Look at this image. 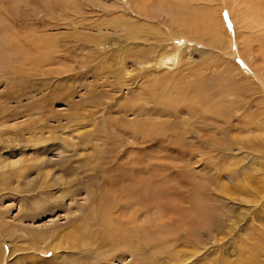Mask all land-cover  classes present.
Segmentation results:
<instances>
[{
    "label": "rangeland",
    "instance_id": "374dc122",
    "mask_svg": "<svg viewBox=\"0 0 264 264\" xmlns=\"http://www.w3.org/2000/svg\"><path fill=\"white\" fill-rule=\"evenodd\" d=\"M238 11L231 0H0V264H264V15L255 27ZM163 54L177 64L159 65ZM142 186L180 204L160 246L143 247L156 208L116 207ZM106 193L113 215L149 226L134 257L87 229ZM194 199L216 225L180 224ZM68 235L82 245L58 248Z\"/></svg>",
    "mask_w": 264,
    "mask_h": 264
},
{
    "label": "bare ground",
    "instance_id": "6f19581e",
    "mask_svg": "<svg viewBox=\"0 0 264 264\" xmlns=\"http://www.w3.org/2000/svg\"><path fill=\"white\" fill-rule=\"evenodd\" d=\"M231 1H232V4L239 10L238 12H241L242 11L241 5H240L242 3L241 0L240 1L239 0H231ZM243 3L246 4V11L245 12H243V11L241 12V14H240L241 19H243V21H245V23L248 24V25L255 26V27L259 26L260 25L259 19H260V17L262 15H264L263 12L261 11V9L263 10L261 0H246V2H243ZM220 9H221V7H220ZM240 9H241V11H240ZM211 14H212L211 10H206L201 15V17H202V19H204V17L206 16V19H207L208 23H211V20H210ZM211 18H213V16ZM215 24H216V21L212 20V25H215ZM248 30H250V29H248ZM176 49L178 50L179 47L177 46ZM160 57L161 58L158 60V64L159 65H164V66H171L172 64H174V66H175L177 64L178 60H179V58H178L179 56H177L176 54H163ZM260 82L264 84V82L262 80ZM135 131H138V130H135ZM134 134L137 135L136 133H134ZM135 138H137V137H135ZM154 138H156V136H154ZM141 139L143 141H141L140 143L144 144V143L147 142V140L153 139V136H147L146 135V136H142ZM160 169H162V168H160ZM22 170H23V166H22V163H21L20 168L15 170L16 177L19 174L22 175L20 173V171L22 172ZM144 170H145V168H144ZM164 190H166V189H164ZM164 190L163 189H151V188L142 186L140 188L132 189V191L127 190V193L124 191V189L119 192L120 196L124 200H127V201L120 202L117 206L115 205L117 207V209H120V210L126 209L127 210L128 207H133V206L136 205V208L133 209V212L140 211V213H141L142 211H146V210L150 209V207H154V208H156L159 211V213L161 215V216H159L158 221L153 222L154 223L153 226H156L159 229L157 230V232H149V233H152L151 235L149 234L151 238L144 244L143 247H146V246H149V245H152V244H153L154 247H156V246H160V245H163V244L167 243L166 242L167 235H169L173 231L170 228L167 230L168 226H167V228H165L166 227L165 223H163L161 221H162V218L165 217V215H166L165 212H167V211H169V212L170 211H174L173 213L177 212L176 210L179 209L178 208V204L179 203L177 201H179L181 196H180L179 191L175 192V194H176L175 196H176V199H177V201L175 200L177 202L175 204L174 200H172V198H170L172 196L169 197V195L167 194V193H170V191L165 193ZM106 194H107L106 196H105V194H102L100 196L99 195L95 196V198L93 200V203L95 205V209H94L93 213L90 215V217L93 218L92 225L87 226V229L88 230L95 229V231H97V230L99 231L100 229H103L105 231V233L108 235V237L112 240V244L113 245H117L118 246L119 245L118 243H120L121 244V249H123L122 251L123 252H124V250L128 251V252H130V256L134 257V256L137 255V253L139 251L138 252L137 251H133L132 252V250H130V248L133 245V239L135 237H136V239H138V237H140L139 233L146 232V230L148 229L149 226H147L148 224L145 225L147 227L142 229V231H141L140 228H138V225H137L140 221L138 223H136V220H134V219L132 220L131 219L132 216H133V218H135V215L128 216L130 218L126 217V214H122V212H119L117 215H113L114 213L112 214V212L114 211L115 207L109 208L107 206V203L109 202L110 198L108 196L109 194L108 193H106ZM139 194H142V196L140 197ZM112 197L114 198V196H112ZM185 201L187 202V200H185ZM115 204H116V202H115ZM192 204L195 207L198 206L197 210L200 213L197 211V214H193L192 216L194 217V219L191 216H189L188 218L191 219V220L182 218V222L180 223L181 225H184L186 223V224L190 225V227L192 228V232H197V230L199 229L198 228V222L206 224L207 227H212V226L216 225V223H218V220L213 218L212 216L210 218L207 216L209 219L205 218L204 216L201 218V215H202V206L200 205L201 203L199 204L198 201H196L194 199ZM208 212H209V210H208ZM210 213H209V215H210ZM180 214L178 216L177 222L181 221L179 217H181L182 214L181 215ZM184 215H182V216H184ZM169 217H173V216L169 215ZM198 217H199V219H197ZM184 218H185V216H184ZM169 219H171V218H169ZM206 219H207V221H206ZM86 224H87V222L84 224V226ZM202 226L204 227V225H202ZM98 231H97V233H98ZM105 233H104V235H105ZM98 234H96V235H98ZM174 234L172 233L171 235H174ZM183 234H184V232H183ZM187 234L190 235V233H187ZM78 242H79V239L77 237L72 239L71 235H68L66 239H63L62 237H59L58 248L62 247L63 249H71V247H72L74 249V248H76V244H78ZM79 243L82 245L81 240H80ZM96 262L97 263H95V264H101L102 262H104V259H103V261L102 260L99 261L97 259Z\"/></svg>",
    "mask_w": 264,
    "mask_h": 264
}]
</instances>
